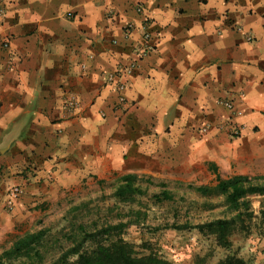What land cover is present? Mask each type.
<instances>
[{"label":"crops","instance_id":"0c3cea01","mask_svg":"<svg viewBox=\"0 0 264 264\" xmlns=\"http://www.w3.org/2000/svg\"><path fill=\"white\" fill-rule=\"evenodd\" d=\"M3 7L0 239L100 181L128 174L193 181L210 164L229 178L233 166L253 160L248 152H264V0ZM144 22L154 49L140 57ZM129 23L136 29L126 36ZM132 63L121 106L108 78ZM226 101L242 112L238 138L221 127L232 116ZM16 186L24 193L8 209Z\"/></svg>","mask_w":264,"mask_h":264},{"label":"rangeland","instance_id":"374dc122","mask_svg":"<svg viewBox=\"0 0 264 264\" xmlns=\"http://www.w3.org/2000/svg\"><path fill=\"white\" fill-rule=\"evenodd\" d=\"M247 152H243L244 156ZM253 160L244 159L240 166H233L234 174H244L253 177L264 176V152H248ZM234 174H229L231 177ZM144 177V180L151 176ZM153 184L141 182L148 194L139 197L136 204L120 203L114 198L116 179L97 182L96 187H88L86 192L75 194L71 200L56 203L47 208L45 213H34L33 216L20 223L15 232L0 239V255L3 250L11 247L19 236L26 233L49 229L52 235L62 237V231L69 230L67 219L79 217L78 221L87 222L94 226L106 222H118L121 217L125 220L135 219L133 212H143L140 224L130 226L125 234L126 241L134 244L137 251L142 254L154 252L174 264H218L229 254H236L252 264H264V222L261 211L264 210V196L250 198L255 216L252 231L236 234L233 237V248L225 250L219 247L213 237L202 235L197 229L177 230L173 225L187 222L199 224L217 218L230 216L223 206V200L203 198L188 187L209 185L217 183L216 176L209 170L202 171L197 180L158 179L151 177ZM226 178V177H224ZM167 183V188L174 194V201L156 205L153 194L160 193L161 183ZM263 182L260 180V183ZM208 202L214 203V209L209 210ZM79 204H86L79 214L72 212V208ZM132 215V216H131ZM131 216V217H130ZM67 218V219H66ZM65 231V232H66Z\"/></svg>","mask_w":264,"mask_h":264},{"label":"trees","instance_id":"16d2710c","mask_svg":"<svg viewBox=\"0 0 264 264\" xmlns=\"http://www.w3.org/2000/svg\"><path fill=\"white\" fill-rule=\"evenodd\" d=\"M210 171L216 175L217 183L214 186L188 185L190 189L203 198L222 199L223 206L230 216L217 218L199 224L187 222L173 225L177 230L197 229L202 235L213 237L217 245L225 250H231L233 237L240 233L252 231V223L257 217L250 200L253 196H264V176L236 174L223 178L214 164L209 165ZM260 180L263 181L260 183ZM146 181L153 184L151 177ZM136 174H128L116 179L114 198L125 204H136L139 197L148 194L141 182H146ZM160 193L153 194L156 205L174 201L175 197L167 188V183L159 185ZM209 210L214 209V203L208 202ZM86 204H79L72 208V212L79 214ZM135 219L121 217L118 222H106L93 227L87 222L78 221L79 217L67 219L69 230L62 231L61 236L52 235L49 229L26 233L19 236L11 247L3 250L0 255V264H174L154 252L142 254L134 244L124 238L126 230L133 225L140 224L142 211L132 214ZM131 215V216H132ZM130 216V217H131ZM264 222V210L261 211ZM66 231V232H65ZM199 264V263H198ZM218 264H252L236 254H229Z\"/></svg>","mask_w":264,"mask_h":264},{"label":"built area","instance_id":"2783aa9c","mask_svg":"<svg viewBox=\"0 0 264 264\" xmlns=\"http://www.w3.org/2000/svg\"><path fill=\"white\" fill-rule=\"evenodd\" d=\"M4 2L5 0H0V16L4 15ZM136 29V26L133 23H129L124 26L123 32L126 36H129L134 30ZM143 29V38H142V47L139 50L140 57L147 56L150 52L153 51L154 47L151 43L152 41V33L148 30V24L147 22H144L142 25ZM251 40V38H249ZM4 47H8V43L4 44ZM135 68V63H132L127 68H122L118 71L116 74H112L108 78V83L115 85V89L117 93L119 94V105L125 106L127 104V98L124 95V91L127 88V84L124 81V78L127 74L131 73V71ZM70 105L73 107L74 103L71 102ZM222 105H224L229 111L232 112V116L229 120H226L225 122H222L221 127H225L228 129L229 135L232 138H238L242 134V126L236 123L235 119L241 117L242 112L235 107V105L232 102L226 101L222 102ZM210 125H206L201 129V132L203 134H206L210 130ZM23 189L21 187H13L8 195V203L7 208L11 209L13 207L14 202L23 194Z\"/></svg>","mask_w":264,"mask_h":264}]
</instances>
